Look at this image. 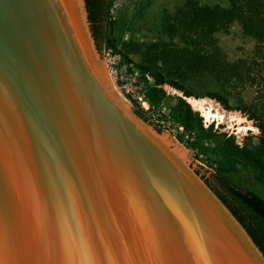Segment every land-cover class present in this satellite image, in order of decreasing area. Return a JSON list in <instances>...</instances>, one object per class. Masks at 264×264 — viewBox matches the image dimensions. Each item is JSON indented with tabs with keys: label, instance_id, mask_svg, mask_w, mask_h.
<instances>
[{
	"label": "water",
	"instance_id": "1",
	"mask_svg": "<svg viewBox=\"0 0 264 264\" xmlns=\"http://www.w3.org/2000/svg\"><path fill=\"white\" fill-rule=\"evenodd\" d=\"M104 53L85 0H0V264H264Z\"/></svg>",
	"mask_w": 264,
	"mask_h": 264
},
{
	"label": "trees",
	"instance_id": "2",
	"mask_svg": "<svg viewBox=\"0 0 264 264\" xmlns=\"http://www.w3.org/2000/svg\"><path fill=\"white\" fill-rule=\"evenodd\" d=\"M85 1L98 49H116L117 41L108 35V28L113 25V0ZM228 1L229 7L187 0L175 12L166 11L163 15L161 31L170 38L169 41L157 40L146 44L124 41L120 44V52L126 58L131 54L140 57L135 62L137 69L144 78L154 80L145 95L152 104L167 98L165 85L183 92L173 107V116L187 130L199 129L206 139L216 136L214 125L205 127L202 116L193 110L186 97H209L226 109L232 107L228 99L218 92L197 95L187 84L191 75H209L225 83L234 81L260 87L254 102H243L237 108L249 120L255 121L261 131L259 143L241 145L236 135L224 133L214 148L224 157V163L203 178L264 255V0ZM236 21L246 34L257 40V47L251 58L230 62L215 35ZM136 113L145 120L150 119L141 107L136 109ZM247 174L258 175L263 187H244L241 179Z\"/></svg>",
	"mask_w": 264,
	"mask_h": 264
},
{
	"label": "rangeland",
	"instance_id": "3",
	"mask_svg": "<svg viewBox=\"0 0 264 264\" xmlns=\"http://www.w3.org/2000/svg\"><path fill=\"white\" fill-rule=\"evenodd\" d=\"M187 0H113L112 14L113 25L108 28V35L118 43L116 49L105 48V63L110 80L115 90L124 100L136 111L141 107L146 116V120L156 129H161L163 133H171L188 151L191 156L190 163L203 175L208 176L220 164L224 163V157L215 152V146L223 139V134H234L237 142L256 145L260 141L261 131L256 126L255 121L249 120L244 113L237 108L241 103H252L256 100L260 87L252 84H242L232 81L225 83L209 75H191L187 81L188 86L197 95L207 92H218L225 96L232 109H226L220 102L209 97H197L213 100L215 107L225 112L224 121L219 118H207L201 111H198L203 118L205 127L214 125L216 136L213 139L202 137L199 129L187 130L173 116V107L178 96H183V92L174 89L169 85L164 88L167 91V98L153 107L146 110L141 106L139 99L146 95L148 87L153 85L151 77L144 78L137 69L135 62L140 60L137 55L131 54L126 58L121 51V43L133 41L136 43H149L151 41L165 40L170 38L161 31V21L166 11L175 12ZM200 4L222 5L229 7L228 0H198ZM216 38L226 58L234 62L241 58H251L257 47V40L244 32L239 22L232 23L229 27L216 33ZM217 102V103H216ZM246 128V129H245ZM241 183L244 187L253 189L263 187L258 175L247 174L242 177Z\"/></svg>",
	"mask_w": 264,
	"mask_h": 264
},
{
	"label": "bare ground",
	"instance_id": "4",
	"mask_svg": "<svg viewBox=\"0 0 264 264\" xmlns=\"http://www.w3.org/2000/svg\"><path fill=\"white\" fill-rule=\"evenodd\" d=\"M186 98L194 106V108L202 112V114L207 118V120L215 117L224 121V119L226 118L225 112L221 111L220 108L215 107V105L213 104L215 102L213 100L203 98L200 99L195 98L193 96Z\"/></svg>",
	"mask_w": 264,
	"mask_h": 264
},
{
	"label": "built area",
	"instance_id": "5",
	"mask_svg": "<svg viewBox=\"0 0 264 264\" xmlns=\"http://www.w3.org/2000/svg\"><path fill=\"white\" fill-rule=\"evenodd\" d=\"M139 102L141 103V106L146 110H149L153 107V104L148 100L145 95L139 99Z\"/></svg>",
	"mask_w": 264,
	"mask_h": 264
}]
</instances>
